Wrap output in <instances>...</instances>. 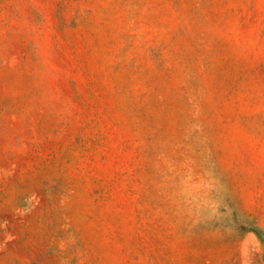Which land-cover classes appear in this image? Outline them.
<instances>
[{"label":"rangeland","instance_id":"obj_1","mask_svg":"<svg viewBox=\"0 0 264 264\" xmlns=\"http://www.w3.org/2000/svg\"><path fill=\"white\" fill-rule=\"evenodd\" d=\"M0 264H264V0H0Z\"/></svg>","mask_w":264,"mask_h":264}]
</instances>
